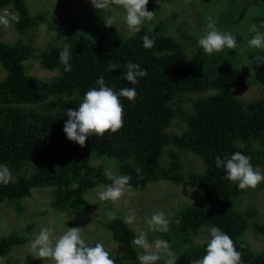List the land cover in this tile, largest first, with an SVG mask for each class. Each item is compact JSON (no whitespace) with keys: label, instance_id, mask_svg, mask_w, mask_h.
I'll list each match as a JSON object with an SVG mask.
<instances>
[{"label":"trees","instance_id":"16d2710c","mask_svg":"<svg viewBox=\"0 0 264 264\" xmlns=\"http://www.w3.org/2000/svg\"><path fill=\"white\" fill-rule=\"evenodd\" d=\"M257 1L264 4V0ZM7 6L17 12L15 28L23 38L12 44L0 41V64L8 73L0 79V165L15 177L0 183V206L12 203L22 209L20 203L34 189L51 188L56 210L84 217L91 211L86 194L111 183L105 176L106 166L92 162L110 159L121 175L131 176L135 190L144 191L150 183L165 180L200 192L203 201L181 207L169 219L170 231L160 233L175 252L177 264H193L202 258L207 242L195 240L212 226L232 238L242 264H264V249L254 250L245 240L250 226L264 240V223L253 221L256 211H243L239 206L248 190L241 191L223 179V169L215 166L217 156L225 158L239 151L251 156L254 168H264V99L244 102L236 97L234 90L248 84L238 64L219 53L206 55L200 48L186 59L182 44L167 34V24L162 22L155 27L142 25L141 32L126 36L66 18L67 23L58 27L55 43L38 49L34 32L46 16L32 15L27 0H0V12ZM157 8L152 4L149 11L156 13ZM146 33L156 42L151 49L142 43ZM236 37L241 44L243 37ZM64 45L70 49V72L59 59ZM257 57L264 61V50L256 49L248 58L253 81L264 90V64ZM30 59H37L41 69L58 74L49 80L29 75L25 64ZM109 62L121 68L108 71ZM129 63L139 64L148 73L135 85L124 79ZM101 74L106 85L117 91L135 87L137 97L134 101L121 98L124 124L118 132L92 135L82 147L66 138V111L79 106ZM194 94L198 97H189ZM175 120L181 121L180 128L170 132ZM171 147L178 150L168 151ZM185 152L202 160V172L186 168ZM73 184L78 187L73 189ZM104 228L114 241L136 249L131 241L137 233L121 217L106 222ZM26 231L32 232V225ZM29 240V235L18 232L1 236L0 259ZM111 256L116 264H140L135 254ZM41 262L38 256L28 255L24 264Z\"/></svg>","mask_w":264,"mask_h":264},{"label":"rangeland","instance_id":"374dc122","mask_svg":"<svg viewBox=\"0 0 264 264\" xmlns=\"http://www.w3.org/2000/svg\"><path fill=\"white\" fill-rule=\"evenodd\" d=\"M27 3L32 15L43 13L46 16L45 23L34 32L33 39L38 49L55 43L59 34L58 27L67 23L66 18H73L80 24L92 26L106 33L118 30L126 36L133 34L123 21L124 13L119 2L115 3L111 9V14L117 16L116 25L111 27L105 26L102 12L95 9L90 0H27ZM152 4L158 6L157 12L152 21L143 25L155 27L159 22L166 23L167 34L178 39L182 44L186 59H190L192 52L199 49L197 40L206 28L207 17H212L220 30L243 37L242 43L236 49H224L219 54L221 58L238 64L243 78L248 81V84L234 90L236 97L244 102L264 99V90L261 85L254 83V73L248 60L249 55L256 49L247 47V40L254 35L249 31L252 24H256L260 31H264V28L259 27L261 23H264L263 3L257 0H172L171 2L149 0L148 10ZM8 8H12V6L5 7L0 12V16L14 15L17 20V12ZM16 20L8 26L0 25V41L12 44L23 38L15 28ZM25 65L29 75L41 80H49L58 74L57 71L41 69L37 59H30ZM7 75L8 73L0 64V79L6 78ZM189 97L197 98L198 95L194 94ZM180 124V120L173 121L169 131L178 130ZM177 150L176 147H171L168 151ZM167 159V156H163L164 162H167ZM183 160L186 168L190 171L200 173L204 170L202 160L192 153H183ZM92 164L94 166L104 164L107 170L113 171L115 175H121L114 160L100 158L95 159ZM256 169L264 172V168L257 167ZM11 180H15L13 175ZM97 189L98 187L86 194L91 211L84 217L56 210L52 206L54 197L51 188L34 189L32 195L20 203L22 209H19L16 204H2L0 206V237L18 232L26 236L29 235L30 240L25 245L15 248L7 257L0 259V264H24L28 255L37 256L31 248V242L35 234H38L44 227L54 229L53 242L55 238L63 234L67 227H79L83 229L82 235L86 242L92 245L100 242L112 255L132 257L134 254L142 253V249L132 250L112 239L111 233L104 228V224L112 220L108 218L107 212L111 211L115 213L116 217H121L124 220L129 211L134 210L136 221L129 226L137 234L140 231H145L148 240L154 242L162 237L160 232L152 231L146 223L153 213L163 211L168 219H171L181 207L203 201L197 189L177 186L165 180L150 183L144 191L132 188L131 192L126 193L115 203L100 201L97 197ZM247 190L248 192L242 197L239 206L243 211H256L257 214L253 221L263 224L264 183L255 189ZM69 223H78V226H70ZM30 225H32V232L28 233L26 229ZM208 239V229H204L195 241L201 244L207 242ZM245 240L254 250L264 249V240L254 232L252 226L247 229ZM170 248L172 249L171 245ZM41 264H54V261L49 258L42 260Z\"/></svg>","mask_w":264,"mask_h":264},{"label":"clouds","instance_id":"9594fccd","mask_svg":"<svg viewBox=\"0 0 264 264\" xmlns=\"http://www.w3.org/2000/svg\"><path fill=\"white\" fill-rule=\"evenodd\" d=\"M90 2L95 9L102 12L106 27L116 25L117 16L111 14V9L115 3L119 2L124 13L123 21L131 33L141 32L142 25L152 21L155 15L147 8L149 0H90ZM15 20L14 15L0 16V25L8 26ZM207 21L203 34L197 40L204 54L211 56L214 53L223 52L224 49L234 50L238 47L237 37L232 32L220 30L212 17H207ZM259 27L264 28V23H261ZM249 31L254 35L247 40V47L264 50V31H260L256 24H252ZM142 43L146 49H151L156 42L146 33L142 37ZM59 59L64 65V70L70 72L72 70L71 54L67 45L62 47ZM257 61L264 64L259 57ZM120 68L119 63H108L110 72ZM125 68L124 79L132 85L138 83V78H144L148 74L147 70L141 69L136 63H129L125 65ZM95 84L96 87H91L84 93L75 110L66 111L67 119L63 129L66 138L82 147L92 135L103 136L105 133L118 132L124 124V107L121 98L134 101L137 97L135 87H125L117 91L107 86L103 74L99 76ZM215 166L223 169L225 173L223 179L233 182L241 191L255 189L264 183V172L254 168L251 156L239 151L225 158L217 156ZM139 171L137 169L138 173ZM105 176L111 183L98 186L97 197L100 201L115 203L132 191L131 176L115 175L111 170H106ZM11 178V171L6 166L0 165V183L7 184ZM77 187V184L72 185L73 189ZM107 216L109 219H116L115 213L111 211L107 212ZM135 221L134 210H130L124 217V223L131 226ZM176 222L179 223V220ZM146 223L152 231L160 233L170 231V220L163 211L153 213ZM82 233L83 229L79 227H67L53 242L54 229L44 227L35 234L31 248L41 260L50 258L54 264H116V259L106 250L103 243L97 242L95 245H90ZM208 235L205 254L202 258L196 259L193 264H242L241 253L226 232L212 226L208 229ZM131 245L142 249V253L137 254L140 264H158L159 261H163V264H177L176 254L171 250L169 243L163 239L150 242L145 231H140L131 241Z\"/></svg>","mask_w":264,"mask_h":264}]
</instances>
